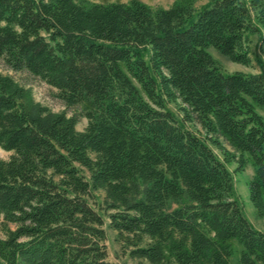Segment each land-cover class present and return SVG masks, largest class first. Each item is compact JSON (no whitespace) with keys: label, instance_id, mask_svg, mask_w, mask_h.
<instances>
[{"label":"trees","instance_id":"16d2710c","mask_svg":"<svg viewBox=\"0 0 264 264\" xmlns=\"http://www.w3.org/2000/svg\"><path fill=\"white\" fill-rule=\"evenodd\" d=\"M260 30L264 0H208L197 12L193 0H0L3 63L54 89L65 109L87 107L76 131L77 116L50 113L0 75V150L10 153L0 160V264H111L104 215L116 238L148 240L129 255L149 264H229L230 241L238 264H264V232L242 215L225 167L249 161L248 200L264 218L254 111L264 109V61L255 74L225 73L207 52L248 67V36ZM259 50L264 60V34Z\"/></svg>","mask_w":264,"mask_h":264},{"label":"rangeland","instance_id":"374dc122","mask_svg":"<svg viewBox=\"0 0 264 264\" xmlns=\"http://www.w3.org/2000/svg\"><path fill=\"white\" fill-rule=\"evenodd\" d=\"M128 0H88L89 3L96 4H105V3H123ZM151 9L154 8H167L169 7L174 0H138ZM208 0H193V8L194 11L197 12L202 7L206 6ZM192 18L189 22L192 21ZM264 34V30H260V34H252L248 36L249 40V57L251 59V64L248 67H244L238 64H234L229 62L225 57L219 55L212 49H208L207 52L211 56V58L217 63L220 69L225 73H244V74H255L259 70L258 62H263V57L259 50V37ZM143 59L146 61V51H142L141 53ZM0 75L10 77L15 83L22 86L25 89L30 91V98L33 103L40 105L47 109L50 113L59 114L64 112L67 117L71 115L77 116V122L75 125L76 131H81L86 121L81 117V113L87 109L84 104L76 105L71 108L65 109L60 102V100L56 97V92L54 89L45 85L38 78L32 77L24 71H12L10 70L0 59ZM165 109L169 111L176 119V121L185 129L191 130L194 134L202 136V131L197 126H192L189 123L180 122V114L177 111L176 107L172 103H167L165 105ZM254 111L261 117L264 123V109L259 107H254ZM211 150L216 155L218 159H221V156L217 150L211 147ZM10 153L4 152L0 150V160H6ZM226 169L231 175L232 179V188H233V198L237 202L242 215L246 218L249 224L256 230L264 232V218L257 217L253 207L251 206L248 196H247V183L252 175V170L250 168L249 161H247L244 169L235 173L233 170L235 169V164L230 163L226 164ZM97 201H102L103 193L96 192ZM176 204L171 205V207H175ZM108 219L106 215L103 217V225L101 229L104 233V240L102 244L104 245L105 253H106V261L111 264H136L138 262L142 264H149L144 259H138L131 257L129 252L135 247H145L148 244V240L145 237H142L141 242H136L135 239L131 241L121 240L120 238H116V232L108 227ZM0 237H3V231L0 230ZM128 238V237H124ZM230 246L232 250L231 257L229 259V264H238V256L240 247L234 242L230 241Z\"/></svg>","mask_w":264,"mask_h":264}]
</instances>
